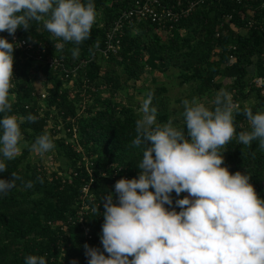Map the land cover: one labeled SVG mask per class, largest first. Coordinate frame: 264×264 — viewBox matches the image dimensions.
<instances>
[{"label": "trees", "instance_id": "trees-1", "mask_svg": "<svg viewBox=\"0 0 264 264\" xmlns=\"http://www.w3.org/2000/svg\"><path fill=\"white\" fill-rule=\"evenodd\" d=\"M134 1L93 0L95 23L89 38L78 45L54 37L45 29L43 21H30L27 31L23 28L17 31L27 43L39 44L45 50L44 58L63 59L66 68L71 69L98 54L112 23ZM185 1L162 0V3L175 10L177 3L182 6ZM263 3L264 0L242 4L234 0H211L173 25L165 42L160 36L163 32L146 23L134 31L124 29L117 53L104 60L90 61L75 79H65L46 66L25 62L23 55L14 50L8 114L17 118L32 114L36 120L21 123L25 148L16 158L5 161L7 170L0 174L3 179H10L13 172L20 177L12 190L0 196V264H25L29 255L43 256L47 264L59 261L69 264V260L84 264L87 262L85 244L103 251L100 241L103 197L111 193L114 203L117 202L114 184L121 178L138 176L143 154L142 147L132 143L143 102L119 105L115 97L125 90L127 82L139 81L146 71L162 77L174 71L179 85L187 86L189 91L187 97L175 100L177 104L197 99L210 103L209 108L213 109L216 94H228L235 106L236 134L221 148V166L227 167L230 174L237 171L247 174L257 195L264 199V149L259 147L258 141L244 145L238 140L240 132L251 131L244 110L251 109L254 114L264 112ZM0 37L10 42L6 31L0 32ZM61 43L62 48L57 46ZM73 49L79 50L77 57H73ZM253 75L256 82L252 83ZM36 80L41 81L42 93L46 95L42 102L44 117L38 114L40 95L35 91ZM149 92L152 93L151 106L157 109V123L171 120L174 126L185 127L184 122L179 124L171 118L165 86L147 87L145 98ZM81 106H84L83 113L75 117ZM71 118H76V142L82 152L77 153L65 144L67 137L60 135L54 139L50 130L48 135L55 145V160L61 161L64 167L53 172L32 163L29 160L31 145L38 136L47 134L48 120L53 129L55 124H60L66 130L71 126ZM83 157L89 161L88 167ZM87 170L92 176L89 194L93 201L88 203L84 225L90 239L84 238L73 224L81 209L78 197L89 177ZM29 181L31 188L25 187ZM185 196L186 193L177 196L173 192L171 208L180 211L175 200ZM93 206H98L97 213L91 211Z\"/></svg>", "mask_w": 264, "mask_h": 264}, {"label": "clouds", "instance_id": "clouds-1", "mask_svg": "<svg viewBox=\"0 0 264 264\" xmlns=\"http://www.w3.org/2000/svg\"><path fill=\"white\" fill-rule=\"evenodd\" d=\"M95 19L93 0H0V32L9 35L19 28L27 31L30 21H43L54 37L78 45L89 38ZM16 47L0 37V174L7 170L5 161L21 154V123L36 120L32 114H8ZM78 53L73 49V57ZM212 103L210 109L195 99L183 101L185 127L179 128L171 120L157 123L152 93L147 94L132 141L143 149L139 174L114 184L117 202L111 193L103 197V251L85 244L87 264H264V199L247 174H230L221 166V148L236 134L235 106L227 93L217 94ZM244 115L251 131L240 132L239 142L258 141L264 149V112L246 108ZM54 147L50 136L42 134L31 150L43 156ZM19 179L15 172L10 179L0 178V196ZM173 192L187 193L175 200L178 212L171 208ZM91 211L97 213L98 206ZM25 264L47 262L29 255Z\"/></svg>", "mask_w": 264, "mask_h": 264}, {"label": "built area", "instance_id": "built-area-1", "mask_svg": "<svg viewBox=\"0 0 264 264\" xmlns=\"http://www.w3.org/2000/svg\"><path fill=\"white\" fill-rule=\"evenodd\" d=\"M210 1L211 0H186L185 3H182V6L181 3H177V9L173 10L163 5L162 0H136L131 3L130 7L123 11L120 16L112 23L109 32L106 34L104 46L102 49L98 50V54L92 56L88 60L81 61L76 67L71 69L66 68L63 59L55 57L44 58L43 54L45 53V50L42 49L39 44L33 46L27 43L25 39L19 36L18 31H16L13 35H10V42L17 45L14 50L23 55L25 62L46 66L49 70L60 73L65 79H75L78 75V72L83 71L84 67L90 61H96L100 58L104 60L107 59L109 55H115L117 53L120 48L124 29L134 31L146 23L150 26L156 27L158 31L169 33L173 29V25L177 24L180 20L187 18L195 9L202 7L205 3ZM234 1L238 4H242L252 0ZM262 7L264 8V3L262 4ZM39 95L40 99L38 100V114L39 116L44 117L45 106H43L42 102L46 98V95L43 93H39ZM83 110L84 106H81V110H77L75 117L80 116V114L83 113L81 112ZM50 117L51 116H49V118ZM48 121V128H46L47 134H49V131L51 130L54 139L58 138L60 135L65 138L67 137L65 139V144L69 145L77 153L82 152V149L76 142V118L70 119L71 126L66 130H63L62 125L60 124H55L53 129V127H51L52 123L50 119ZM82 161L85 162V167H88L89 161L85 157H83ZM87 171L89 177L85 184L81 187V192L78 197V200L81 202V209L73 224L78 230L82 231L84 238L90 239L88 234L89 230L84 225V215L89 210L88 203L93 201L92 195L89 194V191L92 188V176L90 175V170ZM68 263L71 264L73 261L69 260ZM58 264L64 263L59 261ZM84 264H87V262Z\"/></svg>", "mask_w": 264, "mask_h": 264}, {"label": "rangeland", "instance_id": "rangeland-1", "mask_svg": "<svg viewBox=\"0 0 264 264\" xmlns=\"http://www.w3.org/2000/svg\"><path fill=\"white\" fill-rule=\"evenodd\" d=\"M180 35V34H179ZM183 35V34H182ZM160 36L162 37V40L165 42L169 37L170 33H160ZM177 37V36H176ZM123 79V78H122ZM156 80V81H154ZM250 81L256 82L255 81V76L253 75ZM155 82V83H154ZM261 83V81H259ZM35 85V91L36 93H42L43 88L41 85V81L36 80L34 82ZM155 85H163L167 88V94L169 96V110L171 112V118L174 120H177L179 124L184 122V117H183V111H184V105L182 103H175L176 99L182 98V97H187L189 91L187 86H180L179 85V80L177 76L174 74V71H168L164 77H161L160 74L158 73H152L149 71L145 72V75L137 82L130 81L127 82L125 90L120 91L116 97L115 101L119 105H124L127 104V102H139L142 99V95H139L136 91L140 87H152ZM217 94H222V92H219ZM216 94V95H217ZM9 100L11 101L12 98L9 97ZM198 103H203L206 107H210V103H204L201 102L200 100L195 99ZM191 102V101H189ZM252 104V102H249ZM25 148V144L22 141V149ZM29 160L32 163H39L40 165L44 166L47 171H53L55 172L56 170L59 171L60 168L64 167V164L61 161H56L55 160V151L52 149L50 152L44 154L43 156L31 152ZM187 195V193H186Z\"/></svg>", "mask_w": 264, "mask_h": 264}, {"label": "crops", "instance_id": "crops-1", "mask_svg": "<svg viewBox=\"0 0 264 264\" xmlns=\"http://www.w3.org/2000/svg\"><path fill=\"white\" fill-rule=\"evenodd\" d=\"M164 34V33H163ZM162 77V76H161ZM139 95H142V99L139 102H143V100L145 99V93H146V87H140L137 91H136Z\"/></svg>", "mask_w": 264, "mask_h": 264}]
</instances>
